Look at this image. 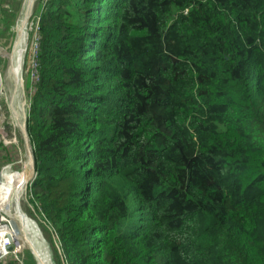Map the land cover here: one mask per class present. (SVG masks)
Segmentation results:
<instances>
[{"label": "trees", "instance_id": "16d2710c", "mask_svg": "<svg viewBox=\"0 0 264 264\" xmlns=\"http://www.w3.org/2000/svg\"><path fill=\"white\" fill-rule=\"evenodd\" d=\"M42 10L28 194L59 264H264V0Z\"/></svg>", "mask_w": 264, "mask_h": 264}, {"label": "rangeland", "instance_id": "374dc122", "mask_svg": "<svg viewBox=\"0 0 264 264\" xmlns=\"http://www.w3.org/2000/svg\"><path fill=\"white\" fill-rule=\"evenodd\" d=\"M47 1L48 0H35L31 10V16L27 22V26L25 30L26 37L24 42L25 43L24 51H23L24 55L22 57L21 75H19V77L22 76L24 79V88L23 89L18 88V91H20L21 95L17 92L15 96L16 98L21 97L22 102H24V100L26 101L25 104L26 114H28V108L31 102L30 96L31 94L33 95V92L30 93L31 85L34 83L35 80L33 78V73H32L33 67L31 61V57H32L31 52L34 50L35 43L37 41L36 26H37V21L39 19L38 16L43 12L42 9ZM25 3L28 4V0H3V5L5 6L4 9L2 10L4 13V19H3V15L2 17H0V41H1V46L3 48L1 67L3 70V74L6 77V86L9 94L12 93L14 79H16L17 77V74H13V72L11 73V54L13 53L14 47L16 46V43L18 41V29L20 26L19 20H21L22 18L21 16L23 14ZM102 8H105V6H103ZM0 115L2 116V120H4L3 125H6L8 121L7 119L8 109L5 104H2L0 106ZM18 139L20 142V149L15 148L14 146L5 147L4 145L0 144V170L4 165L12 164V168L16 172V174L12 178L14 181H16L19 174L22 175L24 173L25 167H27V164L29 163L28 152L25 147L23 135L20 134ZM7 140L9 141V138H7ZM77 150L81 151L82 148L78 146ZM79 154L80 153H78L77 155L75 170H74L75 174L73 177L75 179V177L78 175L75 181L80 184L82 183L83 180L82 177L83 171L81 169ZM36 176H37V171L35 178ZM33 181H30L27 184V187L23 192L21 191L16 193L11 192L12 187H10L9 190L7 191L8 194L11 196H13L14 194V201L16 202V205L19 206L20 212L24 216L22 221L30 222V224L32 225L31 229L33 231L31 232L29 230H24L23 228H20V223H21L20 215H15V221L11 219V217L7 214L6 211V210L9 211L11 210L10 209L11 204H8V206L4 210L5 215H4L3 223L9 224L12 227L15 226L16 230L15 232H13V235L16 237L14 242L18 246V249L14 250L15 253H10V255H8L3 261V264H59L60 263L58 261V257L54 250V245L51 240L52 236L47 233L44 227L41 226L40 224L41 219L39 215L36 213L33 204L29 200L28 188L30 187ZM33 232H35V234L38 237H40L41 245L36 246V244L34 245L31 240L27 239L28 237L26 238L27 236L26 233H29V236H31ZM21 237H23L24 239L22 240Z\"/></svg>", "mask_w": 264, "mask_h": 264}, {"label": "built area", "instance_id": "2783aa9c", "mask_svg": "<svg viewBox=\"0 0 264 264\" xmlns=\"http://www.w3.org/2000/svg\"><path fill=\"white\" fill-rule=\"evenodd\" d=\"M5 6H3V0H0V17H1V11L4 9ZM37 37H36V43H35V48L32 51V73H33V78L34 83L31 85L30 93L33 92V94L36 91V84L39 80V75H38V46H39V21H37ZM25 46V44H24ZM24 51V50H23ZM24 55V53H23ZM2 57H3V48L1 46V41H0V106L2 104H5L8 109V121L6 125H3L4 120H2V116L0 115V144L9 147H15L20 149V142H19V135L22 134V128H21V122L24 120V111H23V102L21 100V97L16 98L14 89L15 86L20 89L21 87L17 84L16 80L14 79L13 83V90L12 93L9 94L7 86H6V77L3 74L2 70ZM21 64H22V59H21ZM16 98V99H15ZM9 138V141L7 140ZM6 172H11L12 175L16 174V172L12 168V164H6L4 165L1 170H0V187L4 184L5 180V175L7 174ZM11 200V199H10ZM0 204H5L6 203L2 200H0ZM4 206V207H5ZM5 208L0 207V219H4L5 215ZM3 214V215H2ZM4 222V220H2ZM5 235V234H4ZM13 243L11 241L10 236H0V264H3V261L5 258L10 255V253H15L14 249L12 248L9 250V247H12Z\"/></svg>", "mask_w": 264, "mask_h": 264}, {"label": "bare ground", "instance_id": "6f19581e", "mask_svg": "<svg viewBox=\"0 0 264 264\" xmlns=\"http://www.w3.org/2000/svg\"><path fill=\"white\" fill-rule=\"evenodd\" d=\"M26 6H27V3H25L24 9H23V14L21 16L22 18H21V20H19L20 26L18 29V41L16 43V46L14 47L13 53L11 54V73L13 72V74H17V77L15 79L16 82L18 81L19 75H21V59L23 57V50H24V44H25L24 42H25V37H26V33H25L26 26H27V22H26L27 20L25 17ZM22 28H24V29H22ZM19 30H20L21 34H20ZM20 36H21V39H20ZM17 92L21 95V93H20V91H18V87L16 85L15 89H14V93L16 94ZM21 126H22V124H21ZM28 161H29V159H28ZM29 168H30V164L28 163L27 167H25L24 173L22 175H20L18 181H17V179H16V181H14L12 179L13 175L11 174V172H6L7 174L5 175L4 184L0 187V200L1 201L3 200L6 203V206H5V204H0V207L5 206V207H1V208H6L8 206V204H11V208H10L11 210L10 211L6 210L7 214L11 217V219L13 221H15V215H20V217H21L20 228H23L24 230H29L32 232L33 230L31 229L32 225L30 224V222L22 221L24 216L21 214L19 206L16 205V202L14 201V194H13V196H11L7 192L10 187H12L11 192H14V193L20 192V191L23 192L26 189L27 179L29 176V172H28ZM15 206H16V209H15ZM2 220H4V219H0V236H7V237L10 236L11 241L13 243L12 248L14 250L18 249V246L14 242L16 237L13 235V232H15V230H16L15 226L12 227L9 224H5L2 222ZM28 228H30V229H28ZM26 234H27L26 238L28 237L27 239L31 240L34 245L35 244H36V246L41 245L40 237H38L35 234V232H33L32 235L30 234L31 236H29V233H26ZM21 239L23 240L24 238L21 237Z\"/></svg>", "mask_w": 264, "mask_h": 264}, {"label": "water", "instance_id": "95a60500", "mask_svg": "<svg viewBox=\"0 0 264 264\" xmlns=\"http://www.w3.org/2000/svg\"><path fill=\"white\" fill-rule=\"evenodd\" d=\"M34 2L35 0H28V4L26 6V9H25V17H26V22H28L30 16H31V10H32V7L34 5ZM17 84L23 89L24 88V79L22 76H20L18 78V81H17ZM25 104H26V101L24 100L23 102V105H24V120L22 122V133H23V137H24V142H25V147L27 149V152H28V159H29V164H30V171H29V176H28V179H27V184L30 182V181H33V179L35 178V175H36V164H35V156H34V153H33V149H32V146H31V142H30V137H29V133H28V127H27V114H26V110H25ZM27 184H26V187H27ZM12 247H9V250H11ZM62 263L63 264H66L65 263V260L62 258Z\"/></svg>", "mask_w": 264, "mask_h": 264}]
</instances>
